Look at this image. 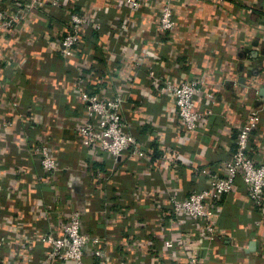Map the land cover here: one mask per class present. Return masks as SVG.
I'll use <instances>...</instances> for the list:
<instances>
[{"label": "crops", "instance_id": "1", "mask_svg": "<svg viewBox=\"0 0 264 264\" xmlns=\"http://www.w3.org/2000/svg\"><path fill=\"white\" fill-rule=\"evenodd\" d=\"M15 1L0 0V9L19 17ZM72 1L79 9L88 0ZM236 1L176 0L177 28L168 43L154 38L152 16H130L126 9L109 7L108 0H94L95 9L117 18L119 24L132 18L134 23L126 27L135 36L134 44L126 47L127 39L117 32L107 35V25L98 32L87 29L83 53L68 61L55 43L68 21L64 8L36 9L19 19L22 26L14 36L0 38V113L11 96L47 126L43 135L50 136V125L55 127L51 132L62 133L56 142L60 157L56 182H36L34 188L33 179L42 177L43 171L25 150L35 133L17 121L13 137L0 138V178L7 174L3 165L8 161L20 171L11 183L9 176L5 178L10 191L0 195V242L11 243V253L17 251L15 264H41V231L59 233L74 210L80 214L83 233L115 238L106 246L105 259L94 258L87 250L86 264H164L170 254L163 244L169 240L174 242L177 264H264V209L249 201L241 181L219 203L215 223L221 237L207 246L186 242L183 234H198L195 228L173 225L152 202L153 195L167 203L170 196L183 198L208 189L205 172L231 159L239 129L256 110L261 111V123L251 136L250 156L264 161V0ZM140 30L145 38L141 43L147 40L151 48L150 59L138 50ZM162 54V71L169 78L206 79L205 88L218 97L199 134L177 131L169 99L150 85L149 72ZM87 75L99 81L85 79L91 92L102 89L124 97L127 131L140 142L144 161L140 156L116 161L105 153L95 157L75 144L74 123L81 115L75 80ZM142 164L148 172L142 173ZM89 169L102 173L97 200L84 190ZM108 173L110 177L104 178ZM16 243L21 247L15 250Z\"/></svg>", "mask_w": 264, "mask_h": 264}, {"label": "built area", "instance_id": "2", "mask_svg": "<svg viewBox=\"0 0 264 264\" xmlns=\"http://www.w3.org/2000/svg\"><path fill=\"white\" fill-rule=\"evenodd\" d=\"M201 1L220 4L227 0ZM231 2L237 3L236 0H231ZM175 3L176 0H108L107 5L118 10L126 9L130 16L138 14L152 16L156 33L154 38L170 43L173 41L171 40L173 32L177 28ZM13 4L19 10L20 15L19 17L8 16L0 9V38L14 36L22 26L19 19L22 16L28 17L29 13L36 9L59 10L64 8L68 21L64 33L56 37L55 43L67 61L78 57L79 52L83 53L81 45L87 34L85 32L87 29L90 30L89 32H98L103 25H107L110 28L107 35L117 32L118 35H124L127 39L126 47L130 48L134 44L135 36L126 27L127 23H134L132 18L119 24L117 18L95 9L93 7L94 0H88L81 4L79 9L75 7L72 0H17ZM141 32L142 30L139 32V44L145 39ZM141 44L138 50L145 58L150 59L151 48L147 40ZM162 56L164 55H157L155 63L153 62L156 69H151L149 72L150 85L156 93L169 99L167 107L175 110L173 127L178 129L177 131L199 134L205 120L211 114V108L217 105L218 97L214 91L205 88L206 79L173 80L169 78L162 71L164 67L163 60H161ZM89 77L90 75H87L83 79L77 78L75 80V84H77L75 93L81 108V115L74 123L75 144L95 157L99 156L100 153H105L116 161L123 156H140L144 161L140 151V142L127 131L123 117L124 97L116 92L104 93L102 89L99 90V93L91 92L85 84V82H89L88 80L85 81V79L91 78ZM94 79L96 77L91 78V81L98 84L99 81ZM201 97L204 98V103L200 102ZM3 109L5 111L0 113V138L8 140L9 137H13L15 122L17 121L26 124L35 133L25 152L39 162L43 176L37 180L33 179L32 187L36 186V182L49 184L56 182L55 178L60 172V157L56 142L62 133L51 132L55 127L50 125L51 131L47 132L50 136L43 135L45 131H48L44 129L47 126L34 120V116L28 115V111L21 107L20 102L11 96L6 101V108ZM260 112L252 111L242 124L231 159L221 161L205 172L209 178L208 189L194 192L183 198L175 195L170 196L167 203L164 202V197H154L153 195L152 202L156 205L158 213L170 216L172 224L176 222L182 227L195 228L198 234H183L186 242L195 243V241H199L206 246L216 243L221 237L215 223V218L221 210L219 203L224 197L234 193L238 181L246 186V195L249 201L264 209V161L255 160L250 156L251 136L260 127ZM158 143L160 142L158 141ZM142 166V173L148 172V168L144 164ZM3 169L6 170L7 174L0 178V195L10 191V184H4L5 178L9 176L7 181L11 183L20 172L9 161L8 164L3 165ZM87 177L88 181L84 190L92 200H97L96 190H98L99 181L102 179V173L89 169ZM105 177H110V174L104 175ZM1 220L4 221L6 218L2 217ZM30 229L32 228L30 227ZM41 233L42 239L40 241L43 244L41 264H86L85 254L87 250H90V256L99 260L105 259L107 257L106 246L115 239L113 238L114 235L113 237L100 238L83 233L81 231V217L77 210L71 212L68 221L61 226L59 233L46 231H41ZM31 238H34L33 232ZM173 243L172 240H169L163 244L170 254L164 264H177L172 253ZM15 245V250L17 247H21V243ZM11 246L12 244L7 241L0 242V264H15L17 251L11 253ZM193 264L196 263L193 262Z\"/></svg>", "mask_w": 264, "mask_h": 264}]
</instances>
